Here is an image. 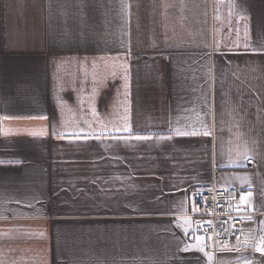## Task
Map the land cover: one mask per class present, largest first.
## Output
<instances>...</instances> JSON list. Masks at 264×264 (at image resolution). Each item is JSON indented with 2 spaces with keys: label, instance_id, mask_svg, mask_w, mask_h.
Returning <instances> with one entry per match:
<instances>
[{
  "label": "crops",
  "instance_id": "1",
  "mask_svg": "<svg viewBox=\"0 0 264 264\" xmlns=\"http://www.w3.org/2000/svg\"><path fill=\"white\" fill-rule=\"evenodd\" d=\"M213 186L252 192L216 253L191 217ZM261 193L264 0H0V264H264Z\"/></svg>",
  "mask_w": 264,
  "mask_h": 264
},
{
  "label": "built area",
  "instance_id": "2",
  "mask_svg": "<svg viewBox=\"0 0 264 264\" xmlns=\"http://www.w3.org/2000/svg\"><path fill=\"white\" fill-rule=\"evenodd\" d=\"M196 193L200 195H192L193 233L201 237L208 252L230 249L244 233L242 218L247 214L240 203L238 191L231 187L213 186L210 190ZM255 234L258 235L257 230ZM252 258L264 257L253 253Z\"/></svg>",
  "mask_w": 264,
  "mask_h": 264
},
{
  "label": "snow or ice",
  "instance_id": "3",
  "mask_svg": "<svg viewBox=\"0 0 264 264\" xmlns=\"http://www.w3.org/2000/svg\"><path fill=\"white\" fill-rule=\"evenodd\" d=\"M241 19H243V17H241ZM237 31L239 33V30H237ZM245 36L247 37V31L245 32ZM248 51H249L248 45L245 44V54H247ZM204 70L206 72V75H208V76L211 75V71H212L211 67H209L208 65L205 64ZM205 83H207V81H205ZM203 115L204 116L212 115L211 109L208 108V110L205 111ZM122 131L128 134L127 136L119 137V139L124 140L125 143L129 142L131 139H135L137 141L152 139L151 136H147V135L137 134V135L133 136L132 135L133 129L131 128V126L124 127L122 129ZM168 131L171 133V135H160L158 137V139L170 140V139H172L173 136H176V137H197V136L210 137L212 135L213 125H210V124L202 121L199 127H195V128H191V129H185L182 127H170L168 129ZM58 135H60L62 138L67 136L70 138H75L77 140H79V139L87 140L90 136H93V135H95L96 138L99 139L100 136L103 135V133H100L99 135H97L95 133L70 132V133H58ZM244 159L249 160V156L246 154V151H245ZM194 195L198 196V195H200V193H195ZM261 195L264 196V193H261ZM251 196H252V192L249 191L246 195L241 194L240 200L243 201L245 204H247L249 207H251L252 205L249 203ZM193 211H196V209H193ZM249 219H250V217H249ZM261 224L264 225V221H261ZM195 239L198 242V246L200 247V250H203V246L199 244L201 237L196 236ZM188 250H189V248L186 246L184 251H188ZM256 251L264 253V236L261 237L259 245L256 248Z\"/></svg>",
  "mask_w": 264,
  "mask_h": 264
},
{
  "label": "rangeland",
  "instance_id": "4",
  "mask_svg": "<svg viewBox=\"0 0 264 264\" xmlns=\"http://www.w3.org/2000/svg\"><path fill=\"white\" fill-rule=\"evenodd\" d=\"M254 261H256V260H260V259H253Z\"/></svg>",
  "mask_w": 264,
  "mask_h": 264
}]
</instances>
